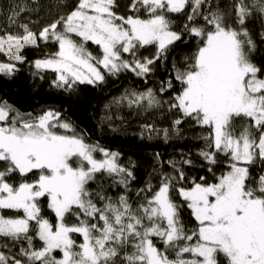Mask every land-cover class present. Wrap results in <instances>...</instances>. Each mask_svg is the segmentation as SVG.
Returning <instances> with one entry per match:
<instances>
[{
	"label": "snow or ice",
	"instance_id": "obj_1",
	"mask_svg": "<svg viewBox=\"0 0 264 264\" xmlns=\"http://www.w3.org/2000/svg\"><path fill=\"white\" fill-rule=\"evenodd\" d=\"M66 6L38 31L12 9L19 31L0 29V77H15L27 49L55 46L33 75L55 73L65 92L121 72L147 83L185 45L158 90L126 89L113 103L173 114L171 130L142 124L141 138L162 132L167 143L189 123L203 146L198 160L182 152L160 162L157 182L136 188L135 165L61 111L22 112L0 97V264H264V63L250 26L260 21L264 42V0H128L126 13L120 0ZM196 168L205 174L187 171Z\"/></svg>",
	"mask_w": 264,
	"mask_h": 264
},
{
	"label": "trees",
	"instance_id": "obj_2",
	"mask_svg": "<svg viewBox=\"0 0 264 264\" xmlns=\"http://www.w3.org/2000/svg\"><path fill=\"white\" fill-rule=\"evenodd\" d=\"M120 2V12L126 13L125 5L128 0H120ZM221 2L226 4L227 0H221ZM72 3L73 0H66V2L65 0H0V29L19 31L15 25L9 27V17L12 16V9H16L17 5L23 9V11L17 9L18 22L26 23L34 31H38L69 10L66 4L70 6ZM183 20V17L177 20V28L181 26ZM250 26L257 36L258 43L254 59L264 63V42L258 39L261 23L259 20H253ZM54 48L55 46H42L41 49H27L25 52L27 60L24 64L18 65L20 70L15 77L12 79L0 77V97L22 112L37 114L47 109L61 111L74 122L77 130L82 132L89 142H99L108 150L120 153L121 162L125 166L135 165L132 170L137 177L134 182L136 188L142 187L150 176L153 183H156L159 177L153 169H159L160 162L180 159L182 152H190L192 158L198 160L196 151L203 146V142L196 137L203 131L201 128L185 123L180 126V135L178 137L174 135L167 143L163 139L162 132L159 137L153 133V139L148 140L141 138V125L154 124L158 129L171 130L173 114L168 113L166 109L138 113L135 109L130 110L126 104L117 106L113 103L114 98L120 97L126 89L134 88L137 91H143L152 87L158 90L159 82L169 75L166 69L171 68L172 58L179 59L183 56L187 50L185 45H178L170 55L166 66H158L156 73L148 78L147 83L132 72H121L117 76L105 74V83L97 86L78 85L79 90L75 93L56 88L53 84L56 74L51 71L33 75L37 70L32 66V62L43 58L45 52L53 51ZM154 51L153 47L141 49L144 56H151ZM4 59L6 58L0 55V60ZM157 153L160 154L159 160ZM163 171H171L167 163L163 164ZM187 171L196 176L205 174L202 168L187 169ZM182 214L190 219L187 210Z\"/></svg>",
	"mask_w": 264,
	"mask_h": 264
}]
</instances>
